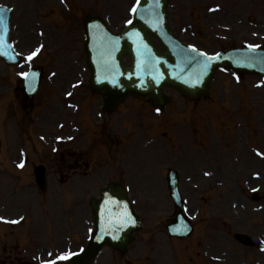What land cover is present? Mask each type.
I'll list each match as a JSON object with an SVG mask.
<instances>
[{
	"label": "rangeland",
	"instance_id": "374dc122",
	"mask_svg": "<svg viewBox=\"0 0 264 264\" xmlns=\"http://www.w3.org/2000/svg\"><path fill=\"white\" fill-rule=\"evenodd\" d=\"M18 1L19 14H29L25 25L34 24L19 52L41 47L32 65H44L41 86L28 101L16 86L17 73L29 63L10 68L0 63V218L24 217L15 227L18 253L25 257L30 246L26 222L41 239L28 254L32 259L84 246L92 220L89 198L118 177L144 227L123 256L104 248L94 264H264V251L232 237L242 231L264 239V81L219 70L209 98L196 104L168 89L169 104L161 113L150 100L128 97L105 115L101 97L89 95L81 23L95 11L119 28L133 0H66L68 11L59 0ZM168 12L178 37L207 53L244 41L264 46V0H170ZM38 28L42 34H36ZM106 132L118 141L110 154ZM40 163L48 171L42 191L32 180ZM168 168L178 172L194 225L182 239L165 230L175 212Z\"/></svg>",
	"mask_w": 264,
	"mask_h": 264
},
{
	"label": "water",
	"instance_id": "95a60500",
	"mask_svg": "<svg viewBox=\"0 0 264 264\" xmlns=\"http://www.w3.org/2000/svg\"><path fill=\"white\" fill-rule=\"evenodd\" d=\"M166 4L167 0H140L134 12L133 23L117 35H110L100 19L98 24L85 23L90 83L95 91L102 93L106 109H112L118 100L131 94L144 99L151 96L154 105L162 107L166 102L161 91L164 85L175 87L190 98L197 97L200 93L206 94L215 69L221 66L241 72L264 74V50L252 47L223 49L217 55L208 57L181 44L167 25ZM2 16L0 57L7 63H14L16 54L7 39L9 14L3 11ZM150 34L157 36L160 47L152 41ZM124 53L130 59L128 66L122 63ZM91 55L98 60L92 61ZM108 55L115 57L116 62L110 63L115 58L107 59ZM42 178L43 174L37 171L40 185L43 184ZM175 178L170 171L171 196L180 207ZM91 207L95 229L85 250L75 254L69 264H89L105 244L121 252L126 251L135 238L134 232L142 227L122 186L115 181L103 187L98 198L91 199ZM190 230L191 227L185 220L177 219L172 234L184 236ZM236 237L245 241V237L242 238L241 235Z\"/></svg>",
	"mask_w": 264,
	"mask_h": 264
},
{
	"label": "flooded vegetation",
	"instance_id": "af4514ba",
	"mask_svg": "<svg viewBox=\"0 0 264 264\" xmlns=\"http://www.w3.org/2000/svg\"><path fill=\"white\" fill-rule=\"evenodd\" d=\"M0 3H5L0 0ZM11 7H13V16H14V22H13V32H16V35L18 32L23 31L25 34H20L15 37V43H26L29 41V30L30 25H25L29 20V14L25 13V15H20L18 11L19 1L18 0H11L10 3H8ZM75 17V16H71ZM17 19V21H16ZM72 20L70 19V22ZM30 22V21H29ZM79 22V19L75 20V24ZM28 35V36H27ZM12 232L9 234H5L4 238L6 239L5 242L0 241V264H13L15 261V258H13V250L15 248V242L12 241ZM11 238V239H9ZM3 253V258L1 257V254Z\"/></svg>",
	"mask_w": 264,
	"mask_h": 264
},
{
	"label": "snow or ice",
	"instance_id": "6c2138e0",
	"mask_svg": "<svg viewBox=\"0 0 264 264\" xmlns=\"http://www.w3.org/2000/svg\"><path fill=\"white\" fill-rule=\"evenodd\" d=\"M133 11H136V8L134 7L132 9ZM2 12H3V9H0V24L3 23V16H2ZM36 53L34 52L32 55H35ZM32 58V56H29L28 59L30 60ZM25 76L28 75L27 73L24 74ZM67 257H60V259H65ZM49 264H55L54 261H50Z\"/></svg>",
	"mask_w": 264,
	"mask_h": 264
}]
</instances>
